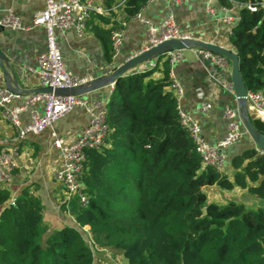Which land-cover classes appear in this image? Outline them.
Masks as SVG:
<instances>
[{"label": "trees", "instance_id": "obj_1", "mask_svg": "<svg viewBox=\"0 0 264 264\" xmlns=\"http://www.w3.org/2000/svg\"><path fill=\"white\" fill-rule=\"evenodd\" d=\"M151 1L102 0L103 15L89 12L86 30L100 39L108 64L119 21L129 22ZM219 2L240 7L230 43L247 92H261L264 0ZM171 71L161 56L155 68L115 82L104 143L85 150L87 203H70L74 225L43 226L42 203L30 186L14 206L10 192L0 190V264H95L102 249L121 253L124 264H264V153L247 149L233 157L232 175L204 167L181 125ZM211 186L247 190L260 205L211 202Z\"/></svg>", "mask_w": 264, "mask_h": 264}, {"label": "crops", "instance_id": "obj_2", "mask_svg": "<svg viewBox=\"0 0 264 264\" xmlns=\"http://www.w3.org/2000/svg\"><path fill=\"white\" fill-rule=\"evenodd\" d=\"M86 1L93 6H102V0ZM213 3L218 9L216 16L206 11L207 0H179L178 4L171 0L151 1L141 11L139 19L133 18L128 22L120 53L114 58L112 64L106 62L100 39L89 29L81 38L72 29L57 30L56 36L64 64L77 76L92 77L94 81L104 79L112 74L115 67L123 65L128 59L146 50L148 25L142 20L159 26L171 15L181 30L192 40L214 44L236 52L230 43L233 25L224 22V18L232 17L237 20L239 10L232 8L229 12H225L219 0H214ZM43 8L42 1L0 0V19L7 13L13 12L25 26H29L36 12ZM94 23L97 22L94 21ZM46 48V32L43 27H35L28 31L5 28L0 33V50L8 60L7 78L0 68V86H10L13 90L22 93V98L14 100L11 106L23 105L25 98L39 88L38 76L34 71L38 68V57L45 52ZM144 67L146 65L138 67L137 70H142ZM172 73L183 91L182 95L177 97L178 106L199 123L204 140L216 146L228 134L230 119L226 109L239 111L235 94L222 86L225 83H232V63L228 61L226 68L218 67L210 59L204 58L199 49L192 48L182 51V58L172 67ZM158 76V73L155 74V77ZM261 92L264 94V89ZM113 95L114 90L109 85L84 93L82 97L90 104L98 101L106 107ZM205 106H210L207 112L202 111ZM38 108L41 109L40 106ZM251 113L264 121V117ZM20 120L22 126H27L30 122V114L28 112L21 114ZM90 122L91 116L88 111L83 107H77L58 122L56 129L63 138L71 142L83 133ZM15 133L13 126L0 118V139L11 140ZM254 148L255 145L250 136L243 134L236 143L224 151L223 171L232 175V158L247 149ZM16 162L17 168L11 175L10 181L0 187V190L7 189L11 197L16 198L30 186L42 203L43 226L60 229L67 225H74V221L61 207L64 191L55 180V174L61 168V158L59 152L52 146L50 130L37 136L29 135L20 146ZM205 192L209 201L218 204L235 201L247 207L260 205V202L247 190L240 188L224 191L217 186H211L206 187Z\"/></svg>", "mask_w": 264, "mask_h": 264}, {"label": "built area", "instance_id": "obj_3", "mask_svg": "<svg viewBox=\"0 0 264 264\" xmlns=\"http://www.w3.org/2000/svg\"><path fill=\"white\" fill-rule=\"evenodd\" d=\"M34 1H42L44 8L36 12L31 25L25 26L13 12H9L0 19V26L22 31H28L35 27L45 29L47 48L38 57V68L34 73L38 76L39 88H50L53 92L30 94L25 98L23 105L11 106L14 100L22 98V93L6 86H0V118L9 122L16 131L13 139H0V187L10 181L11 175L17 168L16 157L19 154L20 146L26 141L27 137L29 135L37 136L46 130H50L52 146L59 152L61 158V168L55 174L56 182L64 191L61 207L75 223L76 220L70 212V203L75 199H78L81 204L85 205L87 203V196L84 193L82 182L85 150L99 148L103 145L108 133V126L105 119L106 108L102 102L97 101L90 104L82 97L83 94L71 93L72 89L90 86L94 79L92 77L77 76L66 68L56 31L72 29L81 38L86 34L89 12L95 11L97 14L103 15L105 11L102 6H93L86 0ZM171 1L175 4L179 3V0ZM213 2L214 0H207L206 11L210 15L216 16L218 9ZM235 8L239 9L240 7L236 5ZM222 9L225 12L232 10V8L225 7H222ZM248 9L253 12L257 10L252 6H248ZM135 18L139 19L140 14ZM142 21L148 25V46L146 50L173 39L192 40L187 33L181 30L172 15L159 26L152 25L145 20ZM238 21L239 17L237 20L232 17L224 18V22L233 26ZM119 23L122 29L112 34L114 58L120 53L124 32L128 25V22L124 20L119 21ZM182 51H170L164 55L171 68L181 60ZM200 52L204 58L210 59L216 66L227 67L228 60L226 58L204 50H200ZM156 61L157 59L140 66L146 65L140 71L155 68ZM170 76L176 96L180 97L183 93L182 88L172 71ZM222 86L227 91L234 93L232 83H225ZM111 88L114 90V84L111 85ZM55 91L64 92L56 94ZM247 105L248 109L256 116L264 117V94L262 92H248ZM39 106L41 109L38 108ZM77 107H83L88 111L91 122L76 140L69 142L58 133L56 126L62 118ZM209 108L210 106H205L202 111L207 112ZM178 109L181 125L188 131L194 141L196 151L202 158L203 166H211L218 171H223L225 164L224 151L246 133L239 111H234L231 108L226 109L230 119L228 134L220 143L212 146L204 140L199 123L185 114L179 106ZM25 112L30 114V122L27 126H22L20 116ZM15 203L16 198H11L9 204L14 206Z\"/></svg>", "mask_w": 264, "mask_h": 264}, {"label": "water", "instance_id": "obj_4", "mask_svg": "<svg viewBox=\"0 0 264 264\" xmlns=\"http://www.w3.org/2000/svg\"><path fill=\"white\" fill-rule=\"evenodd\" d=\"M5 28L0 26V33L3 32ZM192 48H196L199 50H204L211 52L213 54L219 55L221 57L226 58L228 61L232 63V85L234 88V93L236 96V100L239 105V113L242 120V125L246 131V133L250 136L252 141L254 142L255 148L258 152L264 153V121L255 117L247 105V89L243 80V77L240 72L239 67V56L236 52H233L229 49L206 43L200 42L197 40H169L159 44L156 47L145 50L140 54L130 58L123 65L119 67H115L112 71V74L104 79L94 81L88 87H81L72 89V94H84L88 92L95 91L102 87H106L112 84H115L119 77L124 76L127 73L132 72L138 67L158 59L161 56H164L166 53L175 50H189ZM8 60L3 52L0 50V68L7 78V70L6 65ZM9 86V85H8ZM9 88H11L9 86ZM12 89V88H11ZM53 92L50 88H38L31 92V94L37 93H50ZM64 91H55L56 94L63 93Z\"/></svg>", "mask_w": 264, "mask_h": 264}, {"label": "rangeland", "instance_id": "obj_5", "mask_svg": "<svg viewBox=\"0 0 264 264\" xmlns=\"http://www.w3.org/2000/svg\"><path fill=\"white\" fill-rule=\"evenodd\" d=\"M85 229L87 230L88 227H85ZM120 254L110 249L99 250L95 252V264H124V260Z\"/></svg>", "mask_w": 264, "mask_h": 264}]
</instances>
